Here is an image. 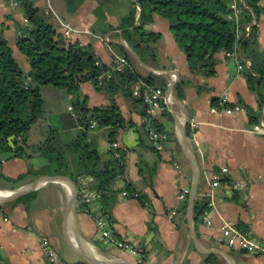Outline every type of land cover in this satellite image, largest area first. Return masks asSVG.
Instances as JSON below:
<instances>
[{
    "label": "crops",
    "instance_id": "0c3cea01",
    "mask_svg": "<svg viewBox=\"0 0 264 264\" xmlns=\"http://www.w3.org/2000/svg\"><path fill=\"white\" fill-rule=\"evenodd\" d=\"M28 1L57 32L68 33L80 46H90L97 63L110 64L122 57L113 46L122 47L130 56L132 72L155 76L165 93L164 109L149 118L163 119L167 136L158 152L148 148L151 140L142 126L146 118L140 114L143 105L122 91L114 100L123 121H132L134 126L119 129L115 147L107 141L106 128L88 132L87 142L96 148L101 163L110 161V148L115 156L124 158L123 174L112 185L117 194L108 197L105 206L110 220L101 215L114 235L138 248L147 264H264V135L252 130L260 122L264 125V91L261 95L247 81L246 72L258 76L240 62L249 60L238 52L228 56L220 51L214 56V74L192 72L167 20L156 14L144 27L147 33L157 34L152 44L156 61L149 56L141 59L121 30L107 29L108 25L116 27L125 16L124 11L117 13L115 6L125 9L129 1L83 0L70 7L67 0ZM24 19L20 0H0V30L19 67L27 72L29 63L16 46L18 28L27 24ZM255 23L254 50L261 53L264 16L250 26ZM179 83L181 98L175 89ZM48 87H41V93L52 91L46 100L42 97L45 108L39 121L55 130L61 146L76 137L80 126L71 112L70 98L63 90ZM80 93L90 108L111 101L108 93L95 90L88 82L81 84ZM34 125L27 134L23 156H0V264H46L40 248L44 238L67 263L136 264L129 252L109 247L100 238L77 197L76 177L69 175L75 173L74 166L62 174L69 176L70 184L41 180L56 174L38 173L47 160L30 147L49 141ZM27 172L20 181L12 180ZM87 177L88 186L91 177ZM215 181L219 184L214 185ZM126 182L145 198L144 204L137 196H120ZM31 193L34 196L27 199ZM195 201L203 208L211 203L208 222H204L202 211L197 214L194 210ZM224 225L249 232L260 250L250 254L241 250L239 243L228 246L231 235L223 234Z\"/></svg>",
    "mask_w": 264,
    "mask_h": 264
},
{
    "label": "trees",
    "instance_id": "16d2710c",
    "mask_svg": "<svg viewBox=\"0 0 264 264\" xmlns=\"http://www.w3.org/2000/svg\"><path fill=\"white\" fill-rule=\"evenodd\" d=\"M83 0H67L70 6L78 5ZM130 11L120 18L118 25L107 26L108 30H121L122 37L132 46L141 59L149 56L156 61L155 50L149 43L157 35L147 33L145 25L152 23L154 14L166 19L169 30L176 44L183 50L187 65L192 72L205 75L214 74L215 54L223 51L241 53L250 61L249 71L258 73L257 77L246 72L251 88L256 87L262 95L264 91V51L254 50L256 42V23L250 26L246 35L245 26L264 16V0H128ZM27 24L19 26L16 38L18 50L26 57L29 70L23 71L13 56L12 49L0 30V156L5 158L21 157L25 154L26 137L31 127L43 116V98L41 87L53 86L63 90L70 98L71 112L76 115L80 129L75 139L70 143L56 147L53 136L48 137L47 145L30 147L32 152H40L47 164L38 173H45L51 167H56L54 176L66 177V168H70L68 159L62 149L74 148L78 156L73 158L75 173L90 176L88 191L95 195L99 202L97 215L107 217V198L116 196L112 189L118 177L123 174V157L115 156L109 149L110 161L101 163L95 147L87 142L88 125L94 121L97 127L107 129V141L110 145L118 142L119 129L133 127L132 121L125 122L120 109L114 100L117 92L122 93L135 103L143 105L142 100L133 96L131 85L139 80L154 88L156 77L148 74L141 76L127 67L123 73L114 70L115 64L97 63L90 46H80L77 41L66 39L64 34L57 32L43 13L28 0H20ZM137 7H139L138 24H136ZM122 57L129 60L130 56L122 47L117 48ZM243 64L244 62L240 60ZM243 67V66H242ZM110 73L108 78L106 74ZM260 76V77H259ZM259 77V78H258ZM90 83L96 90L108 93L111 101L108 105L88 107L87 101L81 97L80 86ZM161 89V88H160ZM178 96L182 97L181 84L175 87ZM213 104L216 99H213ZM140 114L146 118L142 126L146 129L153 152H158L155 145L158 142L151 137L154 131L166 135L163 119L149 116L143 105ZM164 115V114H163ZM167 136V135H166ZM161 141V140H160ZM70 172V171H69ZM30 172L12 179L18 182ZM52 173V172H50ZM120 196L130 198L137 196L144 204L145 198L134 190L129 182L119 191ZM34 193L26 196L31 199ZM197 214L202 211V203L195 201L193 205ZM108 220L109 217H107ZM244 231V230H243ZM246 232V231H245ZM209 261V260H208ZM207 261V262H208Z\"/></svg>",
    "mask_w": 264,
    "mask_h": 264
},
{
    "label": "built area",
    "instance_id": "2783aa9c",
    "mask_svg": "<svg viewBox=\"0 0 264 264\" xmlns=\"http://www.w3.org/2000/svg\"><path fill=\"white\" fill-rule=\"evenodd\" d=\"M15 4L17 3L15 2ZM24 20L26 21V19ZM245 29L248 33L250 30V24H247L245 26ZM64 36L66 39H70V35L68 33H65ZM226 54L228 56L231 55L229 52H227ZM112 63L115 64L114 70L118 73H123L124 70L129 67V62L124 57H116L112 61ZM244 66H250L249 61H244ZM238 67L242 68V65L239 64ZM110 76V73L106 74V77L109 78ZM131 90L133 96H137L142 100L143 105L146 107V113L149 116H154L156 113H159L164 109V106L166 105V100L165 93L162 89L154 88L148 85L147 83L139 80L131 85ZM190 126L192 129H195L194 126L196 125H194L193 122H190ZM88 127L92 130L97 128V124L94 121H90ZM252 130L255 133L264 135L263 122H260L259 125H255L254 127H252ZM150 134L153 139H156L158 141L155 145L156 149L161 150L162 142L166 140V135H161L154 131H151ZM113 146L115 147L117 146V144L114 143ZM221 171L225 172L226 168H222ZM87 183V176L80 175L76 177L75 186L77 191V197L83 206L84 212L87 213L93 219L98 234L101 235L106 240V242L113 248L129 252L133 256L136 264H147L143 257V254L138 248L132 246L127 241H124L123 239H120L115 236L114 233L109 229L108 222L104 220L101 216L97 215L98 207L95 203V195L88 191ZM218 184L219 182L215 181L214 185ZM209 206H211V203H208L207 206L202 209V218L205 223L208 222L209 219ZM222 232L223 234L231 235V238L228 241V246L230 247L239 243L241 250L246 251L250 254L257 253L260 250L259 243L255 241L252 242L251 235L247 231L245 232L241 229L224 225L222 227ZM40 248L41 251L45 254V257H47L46 264H79L67 263L61 260L57 256L49 240L46 238L41 241Z\"/></svg>",
    "mask_w": 264,
    "mask_h": 264
},
{
    "label": "rangeland",
    "instance_id": "374dc122",
    "mask_svg": "<svg viewBox=\"0 0 264 264\" xmlns=\"http://www.w3.org/2000/svg\"><path fill=\"white\" fill-rule=\"evenodd\" d=\"M123 1V0H122ZM126 3H127V1L128 0H124ZM118 2V1H117ZM132 2H133V0H132ZM128 4V3H127ZM126 4V5H127ZM128 6V7H127ZM127 6H125V9L123 8V6H120V5H116L115 6V9L117 10V13H119L120 14V11L122 12V11H124V13H122V16H123V14L126 16V15H128V12L130 11V9H131V7L129 6V4L127 5ZM137 14V13H136ZM122 18V17H121ZM135 18H136V16H135ZM155 42H154V40H153V42L151 43V45H150V47L152 48V44H154ZM113 47H115L114 49H116V50H118L117 48L118 47H116V46H113ZM153 50H155V53L157 52L156 51V48H152ZM50 87H52V86H50L49 85V87L48 88H50ZM94 88V87H93ZM95 89V88H94ZM96 90V89H95ZM46 90H44V91H42V97L46 100L47 98L46 97H48V94H49V96H51V94H50V91H52V90H48V92L46 93L45 92ZM99 91V90H98ZM46 94H47V96H46ZM45 107H43V109H44ZM34 127H39V129H40V135L41 134H43V136L44 137H46V138H50V137H52L53 136V139L54 140H52L53 142V145H55L56 147H59L60 146V144H58L57 142H60L59 140H57V137H58V134L55 132V130L54 129H52L51 127H46V126H44V124L41 122V121H37L36 122V124L34 125ZM100 128H103L102 129V131L103 130H105V128L104 127H100ZM75 139V138H74ZM72 141V140H71ZM70 141V142H71ZM70 142H68V143H70ZM65 144H67V143H65ZM62 151H63V154H64V156H65V158L66 159H68V161H69V166H73V158L74 157H77L78 156V150H76V149H74V148H71V149H66V148H64V149H62ZM55 169H56V167H51L50 168V170L48 171V172H55ZM100 236V238L109 246V247H112L111 245H109L107 242H106V240L101 236V235H99ZM113 248V247H112ZM47 258V257H46Z\"/></svg>",
    "mask_w": 264,
    "mask_h": 264
},
{
    "label": "water",
    "instance_id": "95a60500",
    "mask_svg": "<svg viewBox=\"0 0 264 264\" xmlns=\"http://www.w3.org/2000/svg\"><path fill=\"white\" fill-rule=\"evenodd\" d=\"M139 12H140V9H139V7H137L136 24H138ZM41 180L55 181V182H67L68 184H70V181L66 177H63V176H45ZM19 193L20 192L18 191V193H15V194H19Z\"/></svg>",
    "mask_w": 264,
    "mask_h": 264
}]
</instances>
